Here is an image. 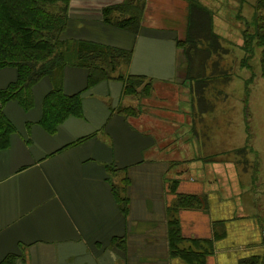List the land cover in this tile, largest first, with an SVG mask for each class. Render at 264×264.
Returning <instances> with one entry per match:
<instances>
[{
    "label": "crops",
    "instance_id": "crops-1",
    "mask_svg": "<svg viewBox=\"0 0 264 264\" xmlns=\"http://www.w3.org/2000/svg\"><path fill=\"white\" fill-rule=\"evenodd\" d=\"M128 1L70 0L61 39L75 48L83 42L130 51L125 73L145 76L153 87L136 115L117 112L133 105L122 81L88 85L87 69L74 63L34 83L30 107L12 99L2 104L15 130L7 147L0 148V264L9 255L14 256L10 264H264V189L248 188L229 158L199 159L203 155L197 151L209 139L201 141L192 123L189 144L168 138L184 134L190 108H171L164 101L168 107H161V116L174 110L182 117L183 111V121L177 122L155 119L157 108L145 113L151 99L159 100L157 87L179 74L182 52L176 43L187 29L189 3L208 7L213 28L228 5L222 7V0H134L136 32L103 21L102 8ZM17 74L13 66L0 67V91ZM58 85L65 94H80L81 114L69 115L50 133L39 120L44 96ZM170 98L169 93L160 97ZM172 161L178 163L173 171ZM124 176L129 180L126 213L110 186L115 184L118 193ZM172 179L178 180L176 192L202 201L178 210L183 256L170 252L167 238Z\"/></svg>",
    "mask_w": 264,
    "mask_h": 264
},
{
    "label": "trees",
    "instance_id": "trees-1",
    "mask_svg": "<svg viewBox=\"0 0 264 264\" xmlns=\"http://www.w3.org/2000/svg\"><path fill=\"white\" fill-rule=\"evenodd\" d=\"M69 3L70 0H0V67L13 66L18 72L17 79L0 91V148L7 147L9 135L15 130L11 122L4 116L2 104L12 99L17 100L24 108L30 107L32 104V85L44 75H51L54 78L56 75L61 74L64 67L68 64L74 63V65L87 69L88 85L112 78L122 81L123 93L125 95L124 91L129 90L131 87L140 88L141 86L143 90L144 87L148 88L151 86V80L145 76L124 73L123 68H126L129 64L130 51L108 45L95 44L93 46L92 44H85L83 42H81L79 48H75L74 46L70 47L67 40L61 39L67 27ZM190 4L197 3L190 2ZM196 6L193 5L192 7L195 8ZM198 6L200 7L199 9L206 12V24L202 37L208 40L209 43L206 45L199 43L202 40L201 36L196 40L197 43L191 39V30L199 23L193 16V13L191 15L188 14L185 41L179 40L176 43L177 46H184L185 42H193L194 44L189 46L184 64L187 70L186 78L191 80L194 79L191 77L192 75L195 78L198 77L196 73L200 71V68L204 69V55L211 50L214 55L220 51L217 40L218 36L212 30V13L206 10L207 8L204 6L199 5V3ZM253 8L254 15L251 22L253 30L250 31L251 27L247 24V29L245 27V30L242 32L243 45L250 57L254 54V47L259 49L258 64L260 76L264 80V0H256ZM124 12H129L130 15L127 18L114 17L115 13ZM102 16L105 23L126 28L133 32H136L138 29L139 7L134 3V0H129L124 4L105 6L102 8ZM202 28H204V23L197 30L198 34ZM66 56L72 58L74 62H67ZM212 68L213 70L218 69V63H213ZM250 82L251 78H249L247 84ZM239 83L242 88L245 86V81L243 84V81L239 80ZM197 84L199 85L200 83ZM204 84L205 86L208 85L206 82ZM258 91L259 93L253 96V110L256 109L257 104H262L260 109L264 108V83L263 90L259 89ZM249 92L246 87L244 93H247V98ZM202 99H205L203 95L198 97L200 102ZM80 108V94H65L58 85L44 96L42 115L39 123L48 132L53 133L57 125L66 117L71 114L80 115ZM245 109H247L246 100ZM117 112L124 115H135L138 113L132 112L131 107H120ZM254 113L258 117V125H264V118H259L255 110ZM252 139L253 132L249 130L246 142L247 144L249 142L251 148L253 145L251 144ZM217 157V155H213L207 160H215ZM108 169L112 171V167ZM257 171L256 173H258ZM124 179H127V177L124 176ZM110 186L116 202L123 213H126L129 200L124 195V188L121 190V195L119 191L118 193L116 192L113 184H110ZM201 202V198L197 195L178 194L176 199L167 208V238L172 254L183 256V252H187L184 248H181L185 238H183L180 232L178 220L179 208L198 207ZM191 242L198 241L191 240ZM200 256L204 257L205 253L203 252ZM13 258V255L7 256L2 264H10ZM199 261L203 262L202 259H199Z\"/></svg>",
    "mask_w": 264,
    "mask_h": 264
},
{
    "label": "rangeland",
    "instance_id": "rangeland-1",
    "mask_svg": "<svg viewBox=\"0 0 264 264\" xmlns=\"http://www.w3.org/2000/svg\"><path fill=\"white\" fill-rule=\"evenodd\" d=\"M255 3L256 0H231L229 3L227 0H222V7L228 5V12L226 9H221L219 19L217 21L215 20L218 25L212 28L214 33L218 36L217 40L219 42L220 51L214 55L211 50L204 55V69H199L200 71L196 73L198 77L195 78L192 75L191 77L194 78L192 80L186 78L187 70L186 66L184 67L186 62L185 59L189 51V46L194 45L193 42H196L198 37H202L206 24V12L199 9L198 3H189L188 14L191 15L193 13L195 19L199 21L198 25L190 32L193 42H185L184 46H180L182 52L181 67L176 80L171 84H161L159 87L156 86L155 97L159 98V100H156L154 103L151 99L149 105L145 108V113L149 112L152 108H157L155 110V119L162 117L168 120L172 118L173 122H177L179 120L183 121L185 117H183V111L181 112L182 117H177L179 115H176L177 113L174 110L173 112H167L169 110H165L164 116H161V111L163 110L161 107H168L164 101L169 104L171 108L178 107L180 110H189L190 108L193 115L185 117L187 126H183L184 134H181L179 131L178 136H171L170 134L168 138L170 140L183 139L185 144H189L192 139L189 133V127L192 123L194 128L197 129V133L199 131L198 138L201 141L205 142L206 138L209 139V143H206L205 147L197 151L199 154L203 155V157L201 156L199 159L206 161L212 155L223 158L221 160L229 158L235 161L237 173L244 178L245 184L248 183V188H260L263 190L264 160L262 161V158L264 159V125H258V117L254 113V110L258 113L259 118H264V108L260 109L262 104H257L256 109L253 110V96L259 93V89L263 90L264 80L260 76L258 64L259 49L254 47V54L250 57L246 53L242 38V32L245 30L247 24L251 27L250 31L253 30L251 22L254 15L253 4ZM193 5L197 6L194 8L192 7ZM206 10H209L208 7ZM203 23L204 28H202L201 32L198 34L197 30L200 29ZM225 27L229 28V32ZM186 33L187 29L185 34L183 32V35L180 37V40H183V42L185 41L184 38ZM199 43L206 45L209 41L202 37ZM66 59L67 62H74L72 58H68L67 56ZM213 63H218L219 68L213 70ZM123 71L125 73V67ZM249 78H251V82L247 84ZM239 80L243 81V84L245 81V86L243 88ZM203 81L208 85L205 86ZM197 83L200 84L198 85ZM246 87L250 91L248 98L246 97L247 93H244ZM152 89V84L148 88L144 87L143 90L141 86L140 88L131 87L124 92L127 98L133 100V105L127 107L126 105L121 106L124 108L131 107L134 113L139 112V107L142 106L139 102H141L142 97L151 95ZM166 93H169L171 98L161 100L160 97L166 95ZM183 94H187L186 101L183 100ZM201 95H203L205 99H202L200 102L198 97ZM245 100L247 101V109H245ZM187 115L191 114L188 113ZM249 130L253 132V139L251 141V144H253L252 148L249 146V142L248 144L246 142ZM217 144L219 145L218 147ZM240 149L241 151H239ZM215 150L218 152L211 154L215 152ZM177 164V162H171L169 165L171 171H173L172 168L177 167ZM201 165L205 164L203 163ZM256 170H258V173H256ZM176 172H178V170H176ZM251 175L252 178L250 177ZM128 183V179H121L120 184L117 185L119 192L120 189L122 190V188H124L125 197H127L126 187ZM177 184L178 180L176 179H172L169 184L171 192L174 193V198L171 203L176 199L178 194H183L176 192ZM113 185L115 186V184ZM128 209L129 203L127 212Z\"/></svg>",
    "mask_w": 264,
    "mask_h": 264
}]
</instances>
